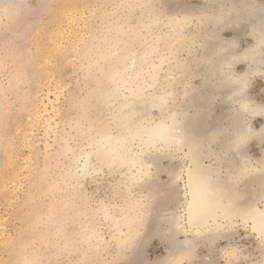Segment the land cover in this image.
I'll list each match as a JSON object with an SVG mask.
<instances>
[{"label":"rangeland","instance_id":"374dc122","mask_svg":"<svg viewBox=\"0 0 264 264\" xmlns=\"http://www.w3.org/2000/svg\"><path fill=\"white\" fill-rule=\"evenodd\" d=\"M28 1L18 20L0 25V264H126L134 250L122 249L104 209L118 217L124 214L127 220L134 218L136 208L126 199L130 173L127 167L112 165L109 155H94L86 175L79 166L105 128L115 136H131V123L117 113L123 98L115 102L111 94L119 87L109 79L115 72L113 54L124 48L137 52L139 60L156 36L170 35L175 17L206 0L154 3L161 16L158 23L147 17L145 0ZM128 18L129 29L121 34L117 27ZM4 20L3 16L0 22ZM136 26L140 31L134 32ZM185 30L187 41L200 31L192 22ZM137 33L147 36L146 46ZM187 41L180 48L183 61L189 57ZM147 52L152 54L150 62L160 56ZM163 53L170 55L171 50ZM98 83L106 84L109 95L97 105L91 90ZM154 114L158 118L159 112ZM261 123L256 121L257 129ZM130 146L137 150L136 144ZM258 205L264 209V204ZM87 224L97 227L102 243L88 238ZM63 227L68 238L61 235ZM229 231L244 233V242L235 245L233 264H264V240L249 224L237 221ZM191 239L178 233L176 252ZM195 239L198 243L188 264H206L212 249ZM172 255L168 248L153 247L151 241L141 250V258L153 261Z\"/></svg>","mask_w":264,"mask_h":264},{"label":"snow or ice","instance_id":"6c2138e0","mask_svg":"<svg viewBox=\"0 0 264 264\" xmlns=\"http://www.w3.org/2000/svg\"><path fill=\"white\" fill-rule=\"evenodd\" d=\"M199 8L198 16L181 21L200 29L187 41L188 59L171 76L162 77L178 82L183 97L176 83L171 91L167 83L157 89L156 99L168 114L153 122L146 138L140 137L136 151L109 154L111 128L97 135V145L112 163L135 165L125 185L135 216L122 218L115 229L122 249L134 250L126 264H188L198 243L195 238L212 249L206 264H233L235 245L244 242V233L229 230L237 221L249 224L250 218L256 219L245 207L250 201L264 204V123L259 131L252 124L254 117L264 116V0H206ZM130 55H125L119 77L128 101ZM111 94L119 97L121 88H113ZM125 107L130 104L117 112L122 117L130 116ZM256 171L258 177L253 176ZM258 221L264 240V211ZM180 232L194 239L183 241L176 252ZM149 241L173 255L164 261L141 258Z\"/></svg>","mask_w":264,"mask_h":264},{"label":"bare ground","instance_id":"6f19581e","mask_svg":"<svg viewBox=\"0 0 264 264\" xmlns=\"http://www.w3.org/2000/svg\"><path fill=\"white\" fill-rule=\"evenodd\" d=\"M161 1H163V0H145V3H144L146 10H147V17L149 18V20H151V21L153 20L155 23H158V21L161 20L160 19L161 16L158 13V11L155 10V7L153 5H154V3H157V2L160 3ZM203 1H205V0H203ZM28 2H29L28 0H2V1H0V13L2 12V17L4 16V18H5L4 21H6V23L3 22L5 24L0 22V25L1 26L4 25L6 27V26H9V24H11L12 22H14L18 18V15L21 14L22 9L24 7L27 8V6L29 4ZM198 7L199 6H196L195 8L192 7V9L189 8L190 11L187 12L186 14H184L183 16L175 17V19L173 21L174 23L171 24L172 30H171L170 35L168 34V35L156 36V38L154 40L155 42L153 41L154 45L151 46V48H149L150 47L149 46L148 50L144 49L145 50L144 55L139 60L137 59V52L129 51V49H128L129 52H125L123 50L124 49L123 48L122 51L118 50L117 52H115L113 54V60L115 62V72H114V74H112V76H110L109 79L113 82H116L117 86H119V88H121L123 90L125 85L120 83L119 77H120V74L122 72H124V70H125L124 69V67H125V60H124L125 55L132 53V55L129 56L128 61H127V76L131 77V81L127 85L128 89H129V91L127 92V96L131 97L132 99L130 101H128L126 99V95L124 92L120 95L124 101L123 104L121 103L122 105L130 104V108L125 107L124 111L126 109H129L128 114H130V116L127 117V120L131 123L132 131L130 132L131 136H129V137L115 136L113 134L114 135V141L110 142L108 145V153L109 154L121 153V152H126V151L127 152H133L132 151L133 149L131 150V146H130L131 142L133 144H136L135 148L138 150V148L140 147V137L146 138L148 131L151 128L153 122L159 123V121L161 119L166 118V116L168 114V109L162 108L160 106L158 100L156 99L157 89L160 88V86L162 84L167 83L168 88L171 91L172 90V84L176 83V85H177L176 91H180V93L183 97L184 91H183V88L179 86L178 82L173 81L172 83H168V81L162 79V77H164L165 74L167 76H171L172 73L177 70V65L182 64L184 62L180 56V50H181L180 48H182V46L184 45L182 43H185L187 41V38L185 35V32H186L185 28L189 27V23L183 24V23H181V21L185 17L198 16V14L200 12V8H198ZM195 9L196 10L198 9L199 12H193V11H195ZM124 22L125 23H122L121 25H119L117 27V30H119V32L121 34H122V32L124 33V32H126L127 29H129L130 18L126 19V21L124 20ZM189 22H191V21H189ZM140 24H142L141 21H140ZM194 24H196V23H194ZM140 29L141 28L136 26L133 30H134V32H138V31H140ZM123 36L125 37V35H123ZM136 36L137 37L139 36L140 41H142V43L145 44V46L147 45V43H148L147 36L141 35L138 33L136 34ZM113 42H115L114 39H113ZM118 43H120V42H118ZM129 43H131V42H129ZM174 45L175 46L178 45V47H173ZM116 46H115V48H116ZM123 46H125V45H123ZM167 48L171 50L170 55H166L165 53H163V51H165ZM149 50H151V53H158L160 55L158 57L157 61H151V62L149 61L148 55H152V54H149L147 52ZM144 63H147V67H144ZM113 65H114V63H113ZM165 67H166V69H165ZM132 88H135L136 91L132 92L131 91ZM91 94H92V97L96 100L97 105L100 104V102L102 101V97H106L104 95H109L107 90H106V84L105 83H98V85L91 90ZM120 96L115 97L114 101L115 102L119 101ZM121 104L119 105V107H117L118 110L121 108V106H122ZM93 107H94V105H93ZM176 107H179V105H176ZM155 111L159 112L158 118L155 117V114H154ZM115 115H116V113H115ZM260 117H262L263 123H264V116H260ZM88 124H90V123H88ZM120 124H122V123H120ZM92 128H94L93 125H92ZM255 130L259 131V128L255 129ZM117 139H121V143H116L115 141ZM96 140H97V138H96ZM96 140H94V142H96ZM94 142L91 143V147H92L91 151H87L84 154L83 160H81V165L79 166L81 168V172L84 175H86L89 172V170H91V168L93 167L92 166L93 165L92 159H93L94 155H96L98 158H102L103 156L109 155L107 152L103 151V149L100 148ZM209 163H211V162H209ZM113 164L114 163H112V165ZM116 164L119 166L127 167V173L128 174L130 173L129 175H131L132 169L135 168L134 164L132 165L131 168L129 166H127V164H125V165H121L118 163H116ZM96 171L97 170H95V172ZM256 173H258V171H256ZM210 197H211V194H210ZM189 199H190V197H189ZM258 203H259L258 201L254 200V201H250L247 205H245V207L248 208L256 217L255 220H252L250 218L249 225L251 226L253 231H254V229L257 230V231H254L257 234H258V228H259V221H258L259 213L261 211H264L263 208L259 207ZM101 209H102V207H101ZM105 210L106 209H104L105 220L109 221L111 223L112 229L115 230L116 229V223L118 221H120L122 218L125 219V215L123 214L120 217H118L114 213H111V211L105 212ZM131 219L132 218H130L129 220H131ZM88 224H90V223H88ZM88 224L86 227V228H89V230H90V233L87 234L88 238L90 240H93V241H94V239H96V241L98 243H102L103 242V236L102 237L100 236L99 231L97 230V227H95L93 225H88ZM125 231H126V229H125ZM115 232H117V231H115ZM61 235L64 236V238L69 237L67 235V231L65 232L64 227L61 230ZM46 243H48V242H46Z\"/></svg>","mask_w":264,"mask_h":264},{"label":"crops","instance_id":"0c3cea01","mask_svg":"<svg viewBox=\"0 0 264 264\" xmlns=\"http://www.w3.org/2000/svg\"><path fill=\"white\" fill-rule=\"evenodd\" d=\"M252 43L255 44V40H253ZM237 67H239V65H238ZM257 102H258V101H257ZM259 119L263 120L262 117H260V116H256V117H254V118L252 119V124H253L254 129H257V127L255 126V123H256V121L259 120ZM257 148H259V147H258V144H257Z\"/></svg>","mask_w":264,"mask_h":264}]
</instances>
